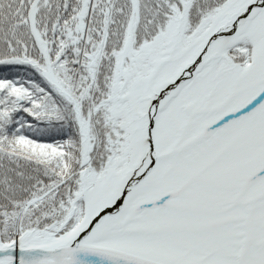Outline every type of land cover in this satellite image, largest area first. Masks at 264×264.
Here are the masks:
<instances>
[{
  "label": "snow or ice",
  "instance_id": "obj_1",
  "mask_svg": "<svg viewBox=\"0 0 264 264\" xmlns=\"http://www.w3.org/2000/svg\"><path fill=\"white\" fill-rule=\"evenodd\" d=\"M0 264H264V0H0Z\"/></svg>",
  "mask_w": 264,
  "mask_h": 264
}]
</instances>
